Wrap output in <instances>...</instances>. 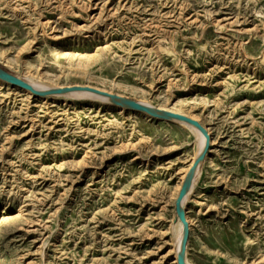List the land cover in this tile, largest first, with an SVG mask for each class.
I'll list each match as a JSON object with an SVG mask.
<instances>
[{"label": "rangeland", "instance_id": "1", "mask_svg": "<svg viewBox=\"0 0 264 264\" xmlns=\"http://www.w3.org/2000/svg\"><path fill=\"white\" fill-rule=\"evenodd\" d=\"M0 67L195 117L186 262L264 263V0H0ZM106 97L0 80V264H178L199 140Z\"/></svg>", "mask_w": 264, "mask_h": 264}, {"label": "bare ground", "instance_id": "2", "mask_svg": "<svg viewBox=\"0 0 264 264\" xmlns=\"http://www.w3.org/2000/svg\"><path fill=\"white\" fill-rule=\"evenodd\" d=\"M16 77H18V76H16ZM19 79H21V78H19ZM0 80L6 81L8 83H11V84H13L16 87H21L25 91L30 92V93H34V94L38 95L39 97H47L48 94H54L55 97H57V98H64V97H79V98H81V97H90V98L96 97V98H99L100 95H106L107 97L108 96H111V98L113 97L114 99H112V101H114L115 104H117V105H124V106L127 107V105L122 101V98H124V97L119 96V95H112V94H109V93H104L103 91H100L98 89H94V88H91V87H81V86L72 87V86H67V87H58V88L56 87L54 89H49V90H46V91H44V90L42 91V90L39 89V86L40 85L43 86V84L36 83L35 81L34 82H28V80H27V82L25 81L26 83H28L29 85H31L34 89H36V90L39 91V93H35L31 89H28L26 87H23L20 84L13 83V82L7 80L6 78H4L2 76H0ZM44 87H46V86H44ZM94 92L97 93V95L98 94H100V95L97 96L96 94H94ZM107 97H106V99H107ZM141 104L144 105L145 107H148L150 110L159 113V116H157V117H161V118L163 117L162 111H164V110L170 111V112H174V111L168 110L166 108L152 109L151 106H149V105H147L145 103H141ZM133 111L139 112V113H144V114L152 115L151 113H149L147 111H144L142 109H138V108H133ZM174 113H176V112H174ZM181 115H184V114H181ZM152 116H154V115H152ZM184 116L189 117V118L197 121V119L195 117H193V116H191V117L190 116H187V115H184ZM170 119H172L173 121H175V122H177V123H179V124H181V125H183L185 127H188L192 132H194L196 134V136L198 138L197 140H199L198 141V143H199L198 144L199 145L198 146L199 151H198L197 155L193 158L192 164H191V166L189 167L188 171L186 172V174L184 176V181H185L186 177L188 176V173H189L190 169L193 167L194 163L197 161V159L199 158V156L204 151V148H205V145H206V136L202 133V131L198 127H196L194 124H192V123H190L188 121H185V120H182V119H177V118H170ZM206 130H207V128H206ZM184 181H183V183H184ZM195 184L196 183H194V182L191 183V185L188 188L187 194L185 195L183 201L184 200L185 201L188 200L190 194L194 190ZM181 188H182V185H180L179 189L181 190ZM186 218H187V216H186ZM187 221H188V219H187ZM188 224H189V222H188ZM177 229H178V231H181V229H184V231H185V226H184V224H183V222L181 220L179 221V223L177 225ZM189 229H190V225H189ZM184 231H183L182 237L180 239V250H179V252H177V257H176V260L177 261H178V256H179V254H180V252L182 250V241H183ZM186 253H187V250H186ZM186 259L187 258H186V254H185V262H186ZM186 264H189V263L186 262Z\"/></svg>", "mask_w": 264, "mask_h": 264}, {"label": "water", "instance_id": "3", "mask_svg": "<svg viewBox=\"0 0 264 264\" xmlns=\"http://www.w3.org/2000/svg\"><path fill=\"white\" fill-rule=\"evenodd\" d=\"M0 76L6 78L7 80L13 82V83H17L22 85L23 87H26L28 89H31L33 92L35 93H39L38 90L34 89L31 85H29L28 83H26L25 81L19 79L18 77H16L15 75H13L12 73L8 72L7 70L3 69L0 67ZM122 101L128 105L129 107L132 108H138V109H142L144 111H147L149 113H151L154 116H159V113L154 112L152 110H150L148 107H145L144 105H142L141 103L131 100V99H127V98H122ZM163 117L165 118H177V119H182L185 121H188L192 124H194L196 127H198L202 133L206 136V145L204 148L203 153L199 156V158L197 159V161L194 163L193 167L190 169L188 176L186 177L182 188L178 194V197L176 199V212L178 214V217L180 218V220L183 222L184 226H185V231H184V236H183V241H182V250L178 256V264H186L185 262V254H186V250H187V244H188V238H189V224L186 218V212L185 210L182 208V202L183 199L185 197V195L187 194L188 188L190 187L193 179H194V175L196 172L197 167L199 166L200 162L202 161V159L204 158L208 147L210 145V134L208 133V131L206 130V128L199 122L196 120H193L189 117H186L184 115H181L179 113H174V112H170V111H162ZM260 264H264V263H260Z\"/></svg>", "mask_w": 264, "mask_h": 264}]
</instances>
